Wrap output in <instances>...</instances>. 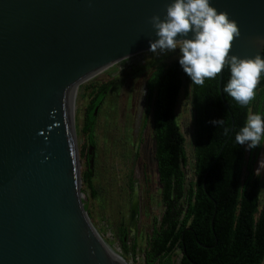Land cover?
I'll return each mask as SVG.
<instances>
[{
	"label": "water",
	"instance_id": "1",
	"mask_svg": "<svg viewBox=\"0 0 264 264\" xmlns=\"http://www.w3.org/2000/svg\"><path fill=\"white\" fill-rule=\"evenodd\" d=\"M169 2L0 0V264H130L85 207L75 99L85 81L149 51V18ZM211 3L240 29L231 53L261 51L264 0ZM138 214L136 192L132 228Z\"/></svg>",
	"mask_w": 264,
	"mask_h": 264
},
{
	"label": "trees",
	"instance_id": "2",
	"mask_svg": "<svg viewBox=\"0 0 264 264\" xmlns=\"http://www.w3.org/2000/svg\"><path fill=\"white\" fill-rule=\"evenodd\" d=\"M229 77L225 67L222 92L220 73L215 79H206L203 86L193 84L196 180L187 187L183 168L186 138L176 108L184 79L190 77L178 58L157 64L150 73L147 90L164 211L155 220L145 250L147 264H171L177 250L181 251L178 264H264V190L261 177L254 174L256 148L247 159L245 146L235 142V134L251 110L264 113V78L256 87L255 98L241 106L223 92ZM108 87V83L100 85L87 108L84 131L91 141L95 111ZM214 119H222L223 124L216 127L211 123ZM87 165L82 180L92 187L89 161ZM119 237L128 250V230L122 229Z\"/></svg>",
	"mask_w": 264,
	"mask_h": 264
},
{
	"label": "rangeland",
	"instance_id": "3",
	"mask_svg": "<svg viewBox=\"0 0 264 264\" xmlns=\"http://www.w3.org/2000/svg\"><path fill=\"white\" fill-rule=\"evenodd\" d=\"M176 58L178 49L175 52L146 51L134 55L85 81L76 93L74 118L81 170L83 173L89 168L87 161L92 169V187L82 182L85 207L105 241L130 264H147L145 250L155 220L161 219L164 211L152 114H147L143 125L147 80L157 64ZM107 83L109 87L105 97L95 111L94 140L91 141L84 131L87 108L98 87ZM192 88L191 79L185 78L176 108L178 122L186 138L187 160L183 168L187 187L196 180V122ZM257 148L252 157H255L256 169L264 158V146ZM250 154L251 150H246L247 159ZM260 177L264 190V170H261ZM136 192L139 214L136 227L132 228L130 214ZM124 228L129 234L128 250L123 248L119 237ZM180 257L181 251L177 250L171 264H178Z\"/></svg>",
	"mask_w": 264,
	"mask_h": 264
},
{
	"label": "clouds",
	"instance_id": "4",
	"mask_svg": "<svg viewBox=\"0 0 264 264\" xmlns=\"http://www.w3.org/2000/svg\"><path fill=\"white\" fill-rule=\"evenodd\" d=\"M149 20L156 37L150 40L149 51L166 53L178 49V62L192 84L203 86L206 79H215L227 67L230 77L223 92L241 106L255 98L256 87L264 76V39L259 41L261 51L255 56L231 53L240 29L226 11L218 10L211 0H170L163 18L153 14ZM211 123L217 127L223 120ZM235 142L246 150L264 146V113L249 114L235 134ZM261 170L264 158L254 174L260 176Z\"/></svg>",
	"mask_w": 264,
	"mask_h": 264
},
{
	"label": "flooded vegetation",
	"instance_id": "5",
	"mask_svg": "<svg viewBox=\"0 0 264 264\" xmlns=\"http://www.w3.org/2000/svg\"><path fill=\"white\" fill-rule=\"evenodd\" d=\"M147 92H148V90H147ZM150 107H151V96H150L149 93H147L145 112H144V118H143V125L145 124V120H146L147 114H152V112L150 111Z\"/></svg>",
	"mask_w": 264,
	"mask_h": 264
},
{
	"label": "bare ground",
	"instance_id": "6",
	"mask_svg": "<svg viewBox=\"0 0 264 264\" xmlns=\"http://www.w3.org/2000/svg\"><path fill=\"white\" fill-rule=\"evenodd\" d=\"M110 245V244H109Z\"/></svg>",
	"mask_w": 264,
	"mask_h": 264
}]
</instances>
